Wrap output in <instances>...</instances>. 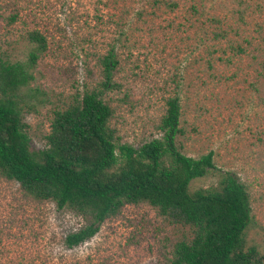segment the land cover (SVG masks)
<instances>
[{"label":"rangeland","instance_id":"rangeland-1","mask_svg":"<svg viewBox=\"0 0 264 264\" xmlns=\"http://www.w3.org/2000/svg\"><path fill=\"white\" fill-rule=\"evenodd\" d=\"M36 29L48 47L31 85L50 102L25 114L32 149L47 146L55 107L102 80L100 58L113 49L119 86L104 97L121 141L138 148L161 136L167 100L178 95L181 151L214 152L215 167L191 188L236 174L250 196L247 244L264 254V0H0L1 58L27 59ZM86 224L0 175V264H167L174 245L193 236L146 202L68 246Z\"/></svg>","mask_w":264,"mask_h":264},{"label":"trees","instance_id":"trees-1","mask_svg":"<svg viewBox=\"0 0 264 264\" xmlns=\"http://www.w3.org/2000/svg\"><path fill=\"white\" fill-rule=\"evenodd\" d=\"M28 37L33 48L27 59L0 57V175L19 182L28 195L53 200L87 219L68 234V246L95 236L127 204L146 202L193 229L190 240L174 245L167 264H264V254L247 244L252 209L241 179L226 171L216 185L191 188L215 167L214 152L194 157L181 151L178 95L167 100L158 125L161 136L138 148L121 141L111 125L114 110L104 97L119 86L113 78L119 63L113 49L100 58L102 80L76 92L64 108L55 107L47 146L32 149L25 114L50 102L31 85L48 41L38 29Z\"/></svg>","mask_w":264,"mask_h":264}]
</instances>
